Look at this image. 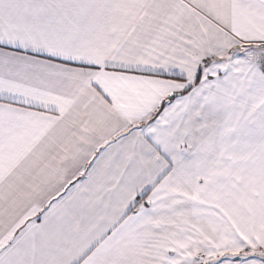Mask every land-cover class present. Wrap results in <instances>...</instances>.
<instances>
[{
    "label": "snow or ice",
    "instance_id": "obj_1",
    "mask_svg": "<svg viewBox=\"0 0 264 264\" xmlns=\"http://www.w3.org/2000/svg\"><path fill=\"white\" fill-rule=\"evenodd\" d=\"M0 264H264V0H0Z\"/></svg>",
    "mask_w": 264,
    "mask_h": 264
}]
</instances>
